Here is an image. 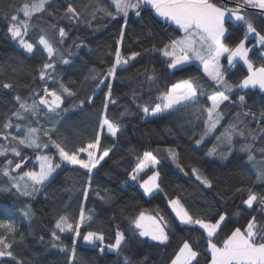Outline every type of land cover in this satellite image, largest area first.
I'll use <instances>...</instances> for the list:
<instances>
[{
  "label": "trees",
  "instance_id": "obj_1",
  "mask_svg": "<svg viewBox=\"0 0 264 264\" xmlns=\"http://www.w3.org/2000/svg\"><path fill=\"white\" fill-rule=\"evenodd\" d=\"M24 2L0 0V129L19 107L15 97L27 98L28 103H32L33 99L38 100L40 95H44L46 86L49 90L59 91L60 83H63L76 93L75 97L62 96V108L69 110H57L59 114L48 113L41 106L39 117H29L33 121L32 126H37V121L43 129L54 125L56 131L52 133L53 138L62 140L68 150L86 145L100 133L98 153L105 148L111 151L90 177L86 170L63 162L40 191L32 196H21L14 188L0 192V216L13 213L18 214L19 218L14 234L0 229V234L6 235L12 243V252L16 257L15 260L0 257V264H17V261L23 264H72L73 248L74 264H124L125 257L131 264H170L185 240L198 251L199 264H208L210 254L206 233L199 226L181 224L168 206L170 199H179L194 217L214 220L218 218V213H224L226 222L214 237L216 241H222L236 227L243 228L253 216L260 224H264L261 206L254 204L253 208H247L243 205L247 191H237L252 188L257 193H264V183L257 180V169L264 164V132L261 131L264 121L260 118V112L264 111V91L234 88L231 93H227L230 100L221 106L224 119L198 145L196 141L201 139L204 125L202 118L197 119L199 114L196 108L210 106V103H205L206 95L198 97L196 104L179 106L178 110L150 118H146L140 107L154 106L159 94L180 79L197 77L206 92L215 88L194 62L178 66L177 69L167 67L170 61L158 49L183 35L177 27L158 18L149 7H145L139 17L130 13L126 20L123 17L113 20L99 12L93 19V10L106 4L107 0H49L46 11L34 14L29 21L25 39L35 47L32 53H27L8 31L11 15L16 14L17 8ZM215 2L220 6H236V0ZM69 4L80 12L79 22L65 15ZM245 11L257 31L264 34V14H261V10L247 7ZM19 18L24 19L22 13ZM61 27L66 32L63 42L59 37ZM225 27L228 29L224 39L226 45L234 46L241 39H245L247 46L253 45L255 39H246L243 24L228 22ZM121 28L125 30L121 42L122 55L127 57L132 52L139 55L118 69L116 78L111 79L103 74L115 60L116 40ZM41 35L49 39L63 59L69 61L64 64L61 58L52 60L54 68L47 70L51 78L45 80L40 79V70L44 63L50 61L36 44ZM258 48L254 47L249 53L256 66L263 63ZM221 64L226 78L233 85L247 75L241 62L235 61L229 66L224 57ZM93 68L101 73L97 79L88 78ZM148 76H154L155 79L150 81ZM100 79H105V83H100ZM109 81L112 83V98L117 103L108 104L106 115L119 124L115 138L101 132L99 125L101 114L105 113L104 97L108 92ZM4 83H9L11 87L4 88ZM241 95L245 97L244 105H240L238 99ZM89 98L94 103H87ZM80 101H84L83 107ZM244 109L255 113L256 119L245 117L242 113ZM121 113L126 114L122 116ZM10 122L13 127L6 131L16 135L18 130L15 125L27 124L28 121H17L11 117ZM232 122L236 123L238 129L245 130V136H234L231 146L227 143L218 145L217 136ZM248 129L255 131V139L247 136ZM7 142L0 136V145ZM214 145H218L216 154L208 155ZM242 145L251 146L254 162L248 160V152L240 150ZM169 149L177 153V163L184 169L183 172L174 168ZM145 151L152 152L159 161L156 168L160 173V189L151 195H144L137 181L146 178L152 168L140 173L136 181L131 180L129 175ZM44 153L60 162L55 148L50 146ZM22 154L27 159L21 169L11 173L12 176L35 168L36 153L24 148ZM5 159L0 156V166H4ZM7 159H12L14 163L20 161L11 153ZM193 167L211 180V188L195 179L191 174ZM89 183L90 189L85 197L83 189ZM0 185L10 187L8 178L0 175ZM81 206L91 216V220L82 226V234L76 238V244L73 245L74 233H59L58 230L60 241L53 242L51 233L56 219L60 215H67L74 222ZM26 210L31 212L29 217L24 216ZM144 211L163 218L162 224L166 225L168 236L165 243L141 237L139 230L135 229L132 221ZM117 230L125 236L118 253L107 247L101 251L99 241L89 244L82 238L83 233L88 231L102 232L104 245H107L114 242ZM54 243H62L67 250L54 247Z\"/></svg>",
  "mask_w": 264,
  "mask_h": 264
},
{
  "label": "snow or ice",
  "instance_id": "obj_2",
  "mask_svg": "<svg viewBox=\"0 0 264 264\" xmlns=\"http://www.w3.org/2000/svg\"><path fill=\"white\" fill-rule=\"evenodd\" d=\"M48 2L49 0H31V2L25 0L23 5L17 8L16 14L10 17L8 31L14 39L19 40L20 46L28 53H32L35 47L32 42L25 39L30 26L29 21L34 14L45 12ZM145 7H150L158 17L163 18L165 21H170L183 33L179 38L172 39L158 49L161 55L170 61L167 67L169 69H177L178 66L185 65L190 61H199L204 75L213 82L215 88L211 92H206L197 77L180 79L159 94L158 102H155L154 106L141 105V110L145 115L158 116L161 113L178 110L179 106L186 107L190 104H196L198 103V97L206 95L205 103H210V106L196 108V113L199 114L197 119L202 118L204 125L203 135L200 140L196 141L199 145L204 137L213 133L224 119L221 106L224 102L230 100L227 93H231L234 88H259L264 91V63L256 66L253 60L250 59V49L246 47L245 39H241L234 46H228L224 43L225 34L228 32L225 25L228 22L235 21L243 24L246 29V37L254 34L256 43L261 48H264V34L257 31L245 11L247 7H251L261 10V14H264V0H236L235 7L220 6L215 0H107L106 4H101L93 10L92 17L95 19L96 13L99 12L113 20L118 17H123L126 20L130 13H134L139 17ZM20 13L23 14V20L19 18ZM65 15L77 22L81 18L80 12L71 4L65 10ZM65 36V29L61 27L59 29L61 42H63ZM124 36L125 30L121 28L119 38L116 40L115 60L107 69V72L103 74L105 77L115 79L118 69L128 65L130 61L135 60L139 55L136 52H132L127 57L122 55L121 42ZM38 44L43 47V51L47 53L50 61L44 63L40 70V79L45 80L46 78H51L47 70L54 68L55 65L51 61L59 53L44 35L39 37ZM260 55L264 56V52H261ZM224 56H226L229 66L239 60L247 68V75L236 85L230 83L226 78L221 64V57ZM61 60L64 64L69 63L62 56ZM100 76L101 73L93 68L90 70L88 78L97 79ZM148 79L151 81L155 77L148 76ZM100 83H105V79H100ZM3 87L10 88L11 85L4 83ZM107 87L108 92L104 97L105 113L101 114L99 125L101 128L106 127L107 132L115 138L119 132V124L107 117L106 109L109 103L115 104L117 101L112 98V83L110 81L107 83ZM43 92L44 95H40L38 100L33 99L32 103H28L27 98L15 97L19 107L11 113V117H15L17 121H28L27 124L17 123L15 125L18 130L16 135L6 131L13 127L10 122L11 117L5 121L3 129H0V136H3L8 141L6 144L0 145V156L6 158L4 166H0V175L8 178L10 184V187L0 185V192L10 191L14 188L21 196H32L40 191L63 162L86 170L90 177L93 169L100 165L105 157L109 156L111 151L109 148L103 149L98 154V149L101 145L100 133H97L95 139L87 142L86 145L68 150L62 140L53 138L52 133L56 131L54 125L51 128L43 129L38 125L37 121V126H32L33 121L29 117H39L42 112L41 106H43V109H47L48 113L59 114L57 110L67 112L69 109L62 108L64 103L62 96L65 94L68 97L76 96V93L63 83H60L59 91L49 90L46 86ZM238 99L240 105H244L245 97L241 95ZM87 103L92 104L94 100L89 98ZM83 105L84 101H80V106L83 107ZM125 114L121 113L122 116ZM243 115L245 117L252 116L253 119H256V114L251 111L245 112ZM260 117L264 118V111L260 112ZM261 131L264 132V129H261ZM21 132L22 134H20ZM237 135L244 137L245 130L238 129L235 122L229 123L224 128V131L217 136L218 145L227 143L231 146L234 136ZM247 136L255 139L256 133L248 129ZM45 137H47L46 141L44 140ZM218 145H214L207 154H216ZM50 146L55 148L60 162H57L52 155L44 153V150L49 149ZM24 148L32 149L36 153L35 163L38 165V170L29 169L17 176H12L11 173L21 169L24 160L27 159L22 154ZM240 150L249 153L248 160L250 162L255 161V157L251 154L250 145H242ZM9 153L14 157L20 158V161L14 163L12 159H7ZM82 153L87 155L86 159L81 157ZM169 156L174 162L177 161V153L171 149H169ZM13 163L14 167L12 166ZM158 163L159 161L152 152L145 151L142 157L138 158V163L129 174L130 179L136 181L140 177V173L149 167L155 169ZM177 166L180 167L178 163ZM180 170L184 171L182 167H180ZM191 174L205 187H212L211 180L202 175L199 169L193 167ZM159 176L160 173L158 171H153L151 175L147 176V179L142 180L140 187L146 195L160 189ZM257 180L264 183V164L257 169ZM89 189L90 183L83 189L85 197H87ZM245 190L248 194L247 198L243 200V205L251 209L254 204H258L261 206V210L264 211V193H257L252 188L237 189L238 192ZM168 203L181 224L198 225L206 233L207 250L210 253L208 264H264V224H260L255 216L249 219L243 228L236 227L222 241H216L214 237L218 235V230L221 229L222 224L226 222L224 213H218V218L214 220L205 219L203 217H194L179 199H170ZM30 215V210L24 212L25 217ZM162 219V217L158 218L141 212L132 223L135 229L139 230L141 237H149L163 244L168 240V236L165 231L166 225L162 224ZM89 220H91V216L86 214L83 206H81L79 215L74 222L67 215H60L56 219L51 233L53 242L60 241L58 230L59 233H74L73 245H75L77 242L76 238L82 234V226ZM0 229H4L8 234H14L16 231L15 226L10 222H0ZM82 238L89 244L99 241L101 251L104 250V247H107L111 251L118 253L125 236L117 230L114 242L107 245H104L105 237L102 232L88 231L83 233ZM53 246L60 247L62 251L67 250L62 243H54ZM198 256V251L194 250L190 242L185 240L171 259L170 264H199ZM0 257L16 259L12 252V243L9 242L4 234H0ZM74 257L75 248H73L71 254L72 264H74ZM17 264H23V262L17 261ZM124 264H131V261L125 257Z\"/></svg>",
  "mask_w": 264,
  "mask_h": 264
},
{
  "label": "rangeland",
  "instance_id": "obj_3",
  "mask_svg": "<svg viewBox=\"0 0 264 264\" xmlns=\"http://www.w3.org/2000/svg\"><path fill=\"white\" fill-rule=\"evenodd\" d=\"M27 36H28V34H27ZM26 36V37H27ZM249 38H254L255 39V36H254V34H251V35H248L247 37H246V39H249ZM39 39V38H38ZM16 41H17V43H18V46L20 47V48H22L21 46H20V43H19V40L18 39H15ZM36 44L38 45V46H40L42 49H43V47L41 46V45H39L38 44V40H37V42H36ZM246 47H248L249 49H250V51L254 48V47H259L258 48V52H259V55H260V53L261 52H264V48H261L257 43H256V40L254 41V43H253V45L251 46H247L246 45ZM23 49V48H22ZM26 51V50H25ZM27 52V51H26ZM28 53V52H27ZM46 53V52H45ZM59 53V52H58ZM47 54V53H46ZM262 57V59H263V63H264V56H261ZM59 58H61V54L59 53V54H57L56 56H55V59H59ZM236 61H238V62H241V64L243 65V62L242 61H239V60H236ZM191 62H194L196 65H198V66H202V65H200V63H199V61H195V60H193V61H191ZM191 62H189V63H191ZM244 67H245V69L247 70V68H246V66L245 65H243ZM103 84V83H102ZM215 86V85H214ZM254 89H258V90H260L259 88H254ZM243 90V89H242ZM261 91V90H260ZM150 117H153V116H149V115H146V118H150ZM100 131L101 132H104L105 134H108L109 136H111L108 132H107V128L106 127H104V128H101L100 129ZM112 137V136H111ZM99 154V153H98ZM81 157L82 158H87V155L86 154H84V153H82L81 154ZM66 163V162H65ZM67 164V163H66ZM172 164H173V166H174V168H176V169H178V170H180V167H178L177 166V161L176 162H174L173 160H172ZM158 165V164H157ZM35 170H38V165H36V163H35V168H34ZM94 170V169H93ZM153 171H157V168H155V169H153L152 170V172ZM152 172L149 174V175H151L152 174ZM148 175V176H149ZM144 179H147V177L146 178H144ZM143 180V179H142ZM142 180H140V181H137V184H138V187H139V189L141 190V192L144 194V195H146L145 193H144V190L140 187V183L142 182ZM155 191H157V190H154L152 193H154ZM37 193V192H36ZM152 193H149V194H147V195H151ZM35 194V193H34ZM168 206H169V203H168ZM169 208H170V206H169ZM170 210L172 211V209L170 208ZM144 213L146 214V215H151L150 213H148V212H145L144 211ZM172 213L174 214V216H175V213L172 211ZM153 216V215H152ZM176 217V216H175ZM177 219V218H176ZM178 220V219H177ZM179 221V220H178ZM0 222H10V223H12L15 227L19 224V218H18V214H10V213H7V214H4V215H2V216H0ZM180 222V221H179ZM196 226H198V225H196ZM146 238H148L149 240H152V239H150L149 237H146ZM110 250V249H109ZM111 251V250H110Z\"/></svg>",
  "mask_w": 264,
  "mask_h": 264
},
{
  "label": "crops",
  "instance_id": "obj_4",
  "mask_svg": "<svg viewBox=\"0 0 264 264\" xmlns=\"http://www.w3.org/2000/svg\"><path fill=\"white\" fill-rule=\"evenodd\" d=\"M150 8V7H149ZM114 10V9H113ZM153 12H154V10H153ZM154 14H155V12H154ZM156 15V14H155ZM157 16V15H156ZM158 17V16H157ZM158 18H160L161 20H164L163 18H161V17H158ZM165 21V20H164ZM167 22H169V23H171L170 21H167ZM232 22H235V21H232ZM172 24V23H171ZM174 25V24H173ZM175 27H177L176 25H174ZM225 58H226V56H224ZM224 57H221V60L224 58ZM191 62V61H190ZM200 69H201V71L203 72V69H202V66H198ZM204 74V73H203ZM209 253V252H208ZM210 254V253H209Z\"/></svg>",
  "mask_w": 264,
  "mask_h": 264
},
{
  "label": "built area",
  "instance_id": "obj_5",
  "mask_svg": "<svg viewBox=\"0 0 264 264\" xmlns=\"http://www.w3.org/2000/svg\"><path fill=\"white\" fill-rule=\"evenodd\" d=\"M248 111H250V110H242V113H245V112H248ZM252 112V111H251ZM253 113V112H252ZM247 117H250L252 120H253V117L252 116H247ZM261 118V117H260ZM263 119V121H264V118H262Z\"/></svg>",
  "mask_w": 264,
  "mask_h": 264
},
{
  "label": "water",
  "instance_id": "obj_6",
  "mask_svg": "<svg viewBox=\"0 0 264 264\" xmlns=\"http://www.w3.org/2000/svg\"><path fill=\"white\" fill-rule=\"evenodd\" d=\"M13 38V37H12ZM14 39V38H13ZM47 99H51L50 97H46Z\"/></svg>",
  "mask_w": 264,
  "mask_h": 264
}]
</instances>
